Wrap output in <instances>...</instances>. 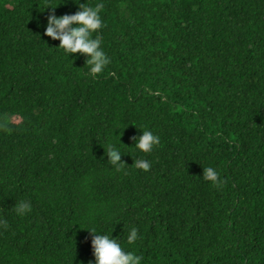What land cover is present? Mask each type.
Instances as JSON below:
<instances>
[{
  "label": "trees",
  "instance_id": "obj_1",
  "mask_svg": "<svg viewBox=\"0 0 264 264\" xmlns=\"http://www.w3.org/2000/svg\"><path fill=\"white\" fill-rule=\"evenodd\" d=\"M203 1H0V11L5 7L14 10L29 22L23 32L0 38V51L24 65L15 71L18 79L10 85L0 84V124L11 129L0 128V220L9 225L7 230L0 227V264H95L91 229L119 234L121 247L141 256L140 264L155 261L149 246L183 258L195 252L199 264H213L211 253L220 254L214 243L217 237L228 244V264H257L258 247L264 241V193L260 206L247 203L256 214L244 212L239 187L233 184L226 165L236 162L235 168L244 167L261 180L264 189V150L259 149L264 123L252 122L254 135L248 140L254 150L248 151L238 146V136L222 130L221 114L263 101L264 79L244 90L230 89L207 67L213 63L210 48L199 47V43L197 51L196 45L200 31L214 34L221 26L219 32H237L252 24L251 32L258 30V38L249 30L243 33L257 40L250 50L264 56V0H221L224 4L219 9L228 13L222 16L213 4L203 10ZM98 3L104 5L99 13L104 26L92 36L101 38V50L108 57L109 50L118 46L139 44L132 61L143 76L155 80L159 74L171 73L157 86V96L168 98L174 91L179 96L172 104L149 108L161 111L162 105H169L185 110L182 117L171 116L162 125L158 136L164 140L150 153L136 149L132 139L139 137L136 128L148 112L127 102L120 87H113L116 97L111 105L96 108L83 103L81 107L76 102L80 90H105V84L78 72L68 77L79 61L87 65V57L65 53L58 48V40L44 35L50 12L59 17L74 14L80 4L95 7ZM7 25L14 30L13 21ZM11 42L21 46L14 55L9 50ZM252 58L253 71L264 74V59ZM69 81H77L78 86H66ZM176 82L171 89L169 85ZM140 103L148 104L134 102L148 108ZM13 118H20L23 126L11 123ZM244 118L252 121L248 115ZM11 134L16 139L13 144ZM84 136L90 149L80 151ZM104 141L121 152L124 170L117 172L110 163L97 162V156L107 157L106 150L99 151ZM90 151L95 152L90 159L92 180L81 172L85 165L73 164L79 152ZM137 159L149 161L150 170L135 168L132 164ZM195 167L223 172L230 202L210 195L214 201L209 205L199 200L192 182ZM95 175L101 179L96 180ZM199 181L207 182L202 177ZM21 200L31 204V211L23 216L13 210ZM175 205L178 207L173 208ZM232 215L240 219L236 228L228 222ZM132 227L138 230V238L128 244Z\"/></svg>",
  "mask_w": 264,
  "mask_h": 264
},
{
  "label": "clouds",
  "instance_id": "obj_2",
  "mask_svg": "<svg viewBox=\"0 0 264 264\" xmlns=\"http://www.w3.org/2000/svg\"><path fill=\"white\" fill-rule=\"evenodd\" d=\"M48 8L54 9L55 7ZM103 8L104 5L102 3L96 4L95 7H86L84 4H80L79 10L74 14H64L57 17L53 12H50L44 32V35L50 37L52 40H58V48H62L65 53H79L86 56V63L89 66V74L93 77L101 74L110 61L114 64H121L124 60L108 58L105 52L100 48L101 38L99 36L93 38L92 36L94 32H97V30L104 26L99 15ZM0 18H4V16L0 14ZM237 33H239V31H237ZM233 41L235 40L229 33L219 32L209 34L206 30H203L202 34L198 37L196 48L199 43V47L204 44L207 45L211 50L213 63L215 64L210 71H212L213 74L228 88L244 90L250 85L256 84L264 79V74L253 71L252 55L246 56L243 54V52H247L252 46L256 45L257 40L242 32L238 44L234 46V49L237 51H234L232 45L229 44ZM250 43H253V45H250ZM138 45L139 44H125L123 46H118L115 50H129L134 54L140 47ZM199 47L197 48V51ZM230 54H233L235 59L232 62L227 63ZM8 65L9 63L0 61V70ZM126 82L136 83L138 82V79L136 77H127ZM120 89L125 99L131 97L132 93L129 90L121 87ZM155 92L157 93V90H155ZM115 97L116 90L112 86H109V89H107V85H105V90L89 88L86 89V95H84V105L109 106L113 103ZM161 98L165 97L162 96ZM153 109H157V111L148 112L136 128L139 137H132L135 141V148L144 153H150L155 145L163 142L164 137L158 136V134L162 129V125L168 121L167 119L174 115L182 117L185 111L182 107L176 108L169 105H162L161 111H158V108ZM245 115H248L252 121L246 120L244 118ZM17 119L18 123L16 126H23L21 119ZM252 122L264 123V100L250 104L247 109L239 107L221 114L222 130L226 133H231L234 138L235 136L240 138V136L236 134L238 131L245 134L247 139L252 138L254 135ZM0 128H3L8 132L11 131L6 124H0ZM219 134L220 131L216 133V136ZM259 138L261 143L264 142V129L259 133ZM11 139L13 144L16 139L12 134L10 136V140ZM79 149L80 151L89 150L90 147L85 146L83 148L80 147ZM105 154L109 163L115 167L117 172L125 169L126 164L121 161V152L116 147L111 144L107 145ZM235 163L236 162H230L226 167L233 180V184L236 187H239L237 183L238 176H241V178L250 184H257L262 187L261 180L256 175L250 174L244 167L239 169L235 168L233 166ZM132 165L145 172L149 171L151 168L150 162L144 159H137ZM202 178L205 181L211 182L212 185L217 188L224 185V188L217 189L215 192L211 193L210 196L219 197L224 202L225 200L230 202V200L227 199V179L223 172H217L212 167H206L203 168ZM13 210L17 215L23 216L25 213L31 211V204L30 202L21 200L14 205ZM239 220L238 217L232 215L228 222L232 227L236 228V225H239L240 223ZM0 227L7 230L9 225L6 220H0ZM88 231L92 236L91 248L95 264H140L142 257L131 251L126 252L115 238H110L108 235L96 234L95 229ZM137 233L138 230L135 227L130 229L127 236L128 244H133L137 240ZM214 243H216L215 247L220 254H223L227 250L220 246L222 242H220L218 237L214 239ZM226 247L228 248V244H226ZM239 247L240 245L236 248V253L238 252ZM262 249H264V241L258 247V253H260ZM209 251L212 252L213 249H209ZM240 251L241 249L239 250V253ZM150 262V264H154L155 261Z\"/></svg>",
  "mask_w": 264,
  "mask_h": 264
},
{
  "label": "bare ground",
  "instance_id": "obj_3",
  "mask_svg": "<svg viewBox=\"0 0 264 264\" xmlns=\"http://www.w3.org/2000/svg\"><path fill=\"white\" fill-rule=\"evenodd\" d=\"M1 1V0H0ZM253 3H255L256 1H252ZM209 4H213L217 6V9L215 11H217V15H224V14H228L226 13L224 10H220L219 7L221 5H223L224 3L221 0H204L201 4V7L203 8H207V6ZM24 9H29L23 7ZM209 10V9H208ZM214 10V9H211ZM204 13V12H203ZM0 14L5 16L4 18H0V38H12L14 35V32L18 31L19 32H23L22 28H29V22H27V18L22 16L19 12H16L14 10H10L8 8L5 7V11L2 12L0 11ZM203 14H201L200 17H202ZM8 21H13L14 22V30H10L7 23ZM253 28L252 24L250 29H245L244 30H249L248 32L251 33L252 35L256 36L258 38L259 36V32L258 30H255L256 33H252L251 29ZM221 29V26H218V28H216V32L219 33ZM244 30H240L239 33L235 32V31H229L228 33L230 34V36H232V38L235 40L232 43H229L232 45V49L234 51H237L234 49V46L238 44L239 40H240V36L242 34V32ZM202 32V31H200ZM250 45H253V43H250ZM19 45H17L14 42H11V44L9 45V50L13 53L16 51V49H18ZM109 55L108 58H117V59H125V63L123 64H114L110 61V63L108 65L105 66L103 72L97 76H95L94 78H97L100 83H103L105 85L108 86H112V87H121L123 89H127L129 90L132 94L131 97H128L126 100L127 102L131 103L135 109L137 110H142L145 112H152V111H157V109H152L149 108V105H154V104H172L175 102L176 98H178L179 96H177V92L174 91V94L168 98H161L158 97L155 90L157 89V86L162 85L165 80L167 78L171 77V73L169 74H159L158 77L155 80H149L147 77L143 76L140 72V70L138 69L139 67L135 64V62L132 61V59L135 57L136 55H134L131 51L129 50H109ZM243 52V51H240ZM79 54V53H78ZM244 55L246 56H250V55H255L259 58L264 59V56H260L258 54V52H255L254 50H248L247 52H243ZM81 55V54H79ZM227 55H228V51H227ZM226 55V57H227ZM82 56V55H81ZM153 58L151 59H146L145 61H152ZM235 59V56L233 54H230L228 56V62H232ZM0 61H3L5 63H9V68L5 71L0 72V84L4 83L5 85H10L11 81L13 79H18L19 76H17V74L15 73V71L17 69H19L20 67L24 66L20 63V61H17L14 59V57L12 56H8L6 55L5 52L0 51ZM215 64L211 63L210 65H208V69L212 68ZM80 71V72H79ZM78 72V74L83 77H90L92 75L89 74V66L88 65H84L83 61H79L78 62V67L77 70L73 73H71L68 77L72 76L74 73ZM127 77H136L138 79V82L136 83H127L126 82V78ZM179 82H176L175 84L169 85V87L171 89H173V87L175 85H177ZM78 86V82L77 81H69L66 83V86ZM80 97L79 100H77L76 102L80 103V106L82 107V104L84 103L83 100V95H86V90H80ZM138 101H146L148 104H141L140 105H146V107L148 108H142L140 106H136L134 104V102H138ZM75 102V103H76ZM76 107V106H74ZM96 108H99V105L96 106ZM67 109H64L62 111H66ZM4 117L8 118L9 115L4 113ZM11 123L13 124H17L18 123V119L17 118H13L11 121ZM17 129H15L14 131H16ZM74 133H77L74 131ZM237 135L240 136V138L238 139V146L241 149L244 150H248V151H253L254 150V146L253 143L251 141H249L247 139V137L245 136V134L240 133L239 131L236 133ZM90 144V142L88 141V139L86 138V136L83 137V142L80 145L81 148L88 146ZM108 142L104 141L101 143V149L99 150L101 153H103L106 148H107ZM105 149V150H104ZM259 149L264 150V142L259 144ZM95 152L94 151H90L87 154L79 152V155L76 159H74V163L78 164V167L80 168L81 165H85L86 167L84 168V170H81V172L83 174H86L87 177H89L91 180L93 179V177L91 176V169H90V159L92 157H94ZM98 155V154H97ZM97 162L101 165H106L107 163H109L108 158L107 157H101L100 155L97 156ZM106 167V166H104ZM106 170L108 171V167H106ZM131 170H129L130 173ZM202 173L203 170L200 169L199 167H195L194 170V179L192 180L193 185L196 187V197L203 201L206 205H209L210 201H214L213 199H209V195L213 192H215L217 189H222L224 188V185L222 187H214L212 185L211 182L207 181V182H201L199 181V178L202 177ZM101 178H96V180H100ZM237 183L239 186V198H240V207L241 209L246 212V213H251V214H256V212L254 211V208L251 206H260L262 203V195L264 193V189L263 187H261L260 185L257 184H250L248 182H246L243 178H241V176L237 177ZM251 192H248L247 190H250ZM72 192L75 191V187L71 189ZM112 194V193H111ZM105 195L107 196L108 193L106 192ZM109 201V198H108ZM250 203V205H248L247 203ZM178 206L175 205L173 208H177ZM83 208V207H82ZM255 226H258V223L254 221L253 223ZM92 230V229H91ZM257 233L260 234V232ZM96 234H101V235H108L110 238H115L118 243H121V237L119 234L117 233H107L104 230H101L99 232H96ZM91 236V234H89ZM92 237V236H91ZM220 246L222 248H226V244L224 242H222L220 244ZM125 250V248H124ZM180 253L184 252L183 248H180L178 250ZM149 252H151V255L153 256L155 262L154 264H173V263H178V264H199L201 259L198 258L195 255V252H190L188 255V258H183V257H178L174 252L172 251H163V252H158L156 250L155 247L153 246H149ZM230 258V250L228 249L227 252L223 253V254H214L213 252L211 253V255L209 256V259L212 260L213 264H228ZM169 260V261H167ZM255 260L257 261V264H264V249H262L260 251V253H257Z\"/></svg>",
  "mask_w": 264,
  "mask_h": 264
},
{
  "label": "crops",
  "instance_id": "obj_4",
  "mask_svg": "<svg viewBox=\"0 0 264 264\" xmlns=\"http://www.w3.org/2000/svg\"><path fill=\"white\" fill-rule=\"evenodd\" d=\"M220 242H223L222 240H220Z\"/></svg>",
  "mask_w": 264,
  "mask_h": 264
},
{
  "label": "rangeland",
  "instance_id": "obj_5",
  "mask_svg": "<svg viewBox=\"0 0 264 264\" xmlns=\"http://www.w3.org/2000/svg\"><path fill=\"white\" fill-rule=\"evenodd\" d=\"M106 54V53H105Z\"/></svg>",
  "mask_w": 264,
  "mask_h": 264
}]
</instances>
